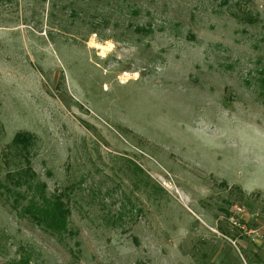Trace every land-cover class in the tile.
Returning a JSON list of instances; mask_svg holds the SVG:
<instances>
[{
  "label": "rangeland",
  "instance_id": "374dc122",
  "mask_svg": "<svg viewBox=\"0 0 264 264\" xmlns=\"http://www.w3.org/2000/svg\"><path fill=\"white\" fill-rule=\"evenodd\" d=\"M263 79L264 0H0V264H264Z\"/></svg>",
  "mask_w": 264,
  "mask_h": 264
},
{
  "label": "trees",
  "instance_id": "16d2710c",
  "mask_svg": "<svg viewBox=\"0 0 264 264\" xmlns=\"http://www.w3.org/2000/svg\"><path fill=\"white\" fill-rule=\"evenodd\" d=\"M139 30V28H135ZM264 83V79L262 80ZM33 135L28 132H17L13 136L10 146L16 151V155L23 159L24 168L6 174V178L11 180L15 186L23 184L30 186V178L33 172L30 169L29 148L33 142ZM29 184V185H28ZM42 191L41 189H39ZM19 197L21 194L16 192ZM64 193H58L50 198L40 195V200L31 198L29 203L21 208L23 215L28 217L36 224L43 226L46 230L53 233L62 234L67 232V217L70 214L68 201ZM15 203L18 200H14ZM21 264H28L24 258L20 259Z\"/></svg>",
  "mask_w": 264,
  "mask_h": 264
},
{
  "label": "bare ground",
  "instance_id": "6f19581e",
  "mask_svg": "<svg viewBox=\"0 0 264 264\" xmlns=\"http://www.w3.org/2000/svg\"><path fill=\"white\" fill-rule=\"evenodd\" d=\"M127 78V77H126ZM124 81V80H123ZM124 83V82H123Z\"/></svg>",
  "mask_w": 264,
  "mask_h": 264
}]
</instances>
